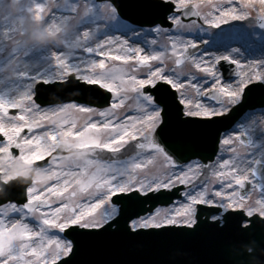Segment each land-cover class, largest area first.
Segmentation results:
<instances>
[{"label":"snow or ice","instance_id":"1","mask_svg":"<svg viewBox=\"0 0 264 264\" xmlns=\"http://www.w3.org/2000/svg\"><path fill=\"white\" fill-rule=\"evenodd\" d=\"M18 7L34 41L71 32L25 45L0 27V264H88L101 237L223 232L236 215L241 239L264 225V0ZM45 86L100 99L41 101Z\"/></svg>","mask_w":264,"mask_h":264},{"label":"rangeland","instance_id":"2","mask_svg":"<svg viewBox=\"0 0 264 264\" xmlns=\"http://www.w3.org/2000/svg\"><path fill=\"white\" fill-rule=\"evenodd\" d=\"M44 2H46V0H44ZM18 4H19V0H0V22L3 20V18H5L6 14H9V15H13L17 13L21 14L19 11ZM20 24L21 26L18 27L19 32L17 34V39L20 40L25 45L33 44V43H46L48 45H51L49 44L50 41H55L57 43L58 39H62L66 37L71 32V28H69L67 32L60 34L59 37H51L46 42L45 41H34L32 39V33L39 26L38 23L34 22L30 18H25L23 16L20 18ZM2 53H5V52H0V56ZM260 56H261V51H260L259 44L257 43L253 45V49L250 51L249 58H260ZM116 63H119V62H116ZM168 65L169 67L175 66V65L173 66V63L171 60L168 61ZM189 68H190V65H185V70H188ZM128 150L130 151V153L129 154L125 153L127 155H132L135 151V149H132V148H129ZM109 155L111 154L107 153L105 155V158H107V156ZM143 163L145 165V168L143 169V171L155 172L159 167V162H156V161L150 163L148 160L145 159ZM259 195H260L259 189L252 191L250 199L247 200L246 202L250 203L252 201H255L256 199L259 198Z\"/></svg>","mask_w":264,"mask_h":264},{"label":"bare ground","instance_id":"3","mask_svg":"<svg viewBox=\"0 0 264 264\" xmlns=\"http://www.w3.org/2000/svg\"><path fill=\"white\" fill-rule=\"evenodd\" d=\"M21 17H23V15L18 14V13L13 14V15L6 14L5 18H3V20L0 22V27L8 25V26H14V27L18 28L19 26H21V24H20V18ZM6 54H7L6 52L2 53L1 56H4ZM18 66L19 67H28V68L33 69V70H35L37 67H40V65H38V64H25L23 61H21ZM129 153H130V151L128 150L127 154H129ZM122 252H123L122 256H125L128 254L127 249H123ZM259 257L260 256H258V258Z\"/></svg>","mask_w":264,"mask_h":264},{"label":"water","instance_id":"4","mask_svg":"<svg viewBox=\"0 0 264 264\" xmlns=\"http://www.w3.org/2000/svg\"><path fill=\"white\" fill-rule=\"evenodd\" d=\"M53 92V91H52ZM81 93H79V95H80ZM257 94H259L260 96H261V92H260V90H257ZM78 97H80V98H86V97H84V95H80V96H78ZM256 99H259L258 98V96H256L255 97ZM68 99H78L75 95H74V97H70V98H68ZM99 97L97 98V97H88L87 99H85V100H87L88 102H91V103H96V102H98L99 101ZM40 100L41 101H48V102H57L58 101V98H56V99H51V100H44V99H41L40 98ZM26 180V179H25ZM24 180V181H25ZM175 191V190H174ZM15 198H17V199H23V193H22V191H20L19 190V192H18V194L17 195H15ZM173 198H175V197H171V199H173ZM168 201H169V197L168 196H164V197H161L160 198V201L158 202L159 203V205H165V204H167L168 203ZM145 207H151V204H149V205H145ZM238 219H240L239 218V215H236V216H234L233 217V220H232V222H230V224L231 225H233V226H235L236 225V221L238 220ZM251 234V233H250ZM250 234H248V235H250Z\"/></svg>","mask_w":264,"mask_h":264},{"label":"clouds","instance_id":"5","mask_svg":"<svg viewBox=\"0 0 264 264\" xmlns=\"http://www.w3.org/2000/svg\"><path fill=\"white\" fill-rule=\"evenodd\" d=\"M33 176H34V174H33ZM29 178H30V177L26 178V180L29 179ZM26 180H25V181H26ZM0 194H3V190H2V188H0Z\"/></svg>","mask_w":264,"mask_h":264}]
</instances>
